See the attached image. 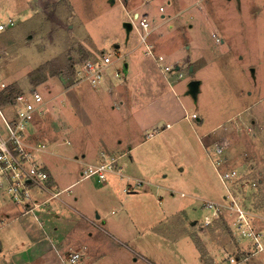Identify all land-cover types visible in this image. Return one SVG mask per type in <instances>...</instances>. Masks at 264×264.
Listing matches in <instances>:
<instances>
[{
	"label": "rangeland",
	"instance_id": "obj_1",
	"mask_svg": "<svg viewBox=\"0 0 264 264\" xmlns=\"http://www.w3.org/2000/svg\"><path fill=\"white\" fill-rule=\"evenodd\" d=\"M126 12L138 13L136 24L145 18L148 29L158 25L147 30L145 42L156 59L162 57V70L178 65L179 73H158L136 31H125ZM9 18L13 26L0 31V82L16 93L34 88L42 95L30 138L46 142L40 161L56 184L77 180L78 161L96 153L116 157L120 167L119 175L106 173L103 184L90 178L72 185L60 195L67 206L49 200L63 218H40L42 228L68 229L75 241L62 243L66 250L86 246L91 255L62 264H212L229 255L247 258L237 264H264L263 254L236 240L230 209L203 224L211 217L204 200L225 203L203 148L215 143H226L219 171H236L240 182L233 181L230 191L239 205L257 216L264 210V0H0V22ZM102 54L111 61L102 83L125 105L116 108L114 94L86 83L76 102L59 104L74 78L68 64L78 67ZM40 66L44 80L30 85L29 74ZM192 79L200 82L195 100L186 94ZM130 146H136L132 166L128 154L122 156ZM126 186L140 194H128ZM73 196L80 199L76 204ZM21 221L39 230L31 215L0 230V264H14L15 250L22 258L33 255L19 243L26 242L17 237ZM254 224L264 228L261 219ZM38 256L25 264L55 259L53 253Z\"/></svg>",
	"mask_w": 264,
	"mask_h": 264
},
{
	"label": "built area",
	"instance_id": "obj_2",
	"mask_svg": "<svg viewBox=\"0 0 264 264\" xmlns=\"http://www.w3.org/2000/svg\"><path fill=\"white\" fill-rule=\"evenodd\" d=\"M162 10V8H159ZM127 21H130L132 28L139 36L140 42L145 46L146 54L153 57L160 71H170L171 66L164 65L161 69L162 57L153 56L150 46L145 42L148 35V23L145 19H139L136 24V17L126 12ZM13 21L9 18L6 22H0V31L7 27H12ZM111 63L109 54H102L98 59L85 60L80 66L73 69V79L67 81V88L86 83L92 88H97L103 82L104 70ZM116 75H118L116 73ZM6 85L0 82V91L5 89ZM45 101L36 89H30L28 92L20 91L16 93L11 100L0 105V192L18 207L21 208V215L33 214L35 209L41 204L51 199H58L62 192L53 191L49 187V175L45 166L40 161V156L47 153L44 144L35 142L30 138V127L36 114L43 110ZM194 117V115H192ZM186 118V116H185ZM169 127L168 125H166ZM147 133V137H151ZM68 143V142H65ZM227 148L226 143H215L211 148L205 149L210 159L212 167L215 168L218 180L225 191V203H217L210 200H204L203 206L211 210V217L203 220L204 225H209L212 220L217 217L221 210L230 209L235 217L233 227L236 231V240H245L250 244L252 253H261L264 255V234L255 227V218L264 221V210L260 215L253 214L242 208L236 198L230 191L231 183L237 178L234 170L219 171V167L224 162L223 151ZM106 154L100 152L98 161L95 163H82L80 179L97 178L99 181L106 180V173L120 172L118 167V159L116 157H107ZM121 175V173H120ZM139 185V181H134ZM47 195L44 201H38L34 198L32 190ZM130 189V188H127ZM126 189V191H127ZM129 191V190H128ZM39 222V221H38ZM41 225V222H39ZM1 228V225H0ZM82 252L67 251L58 254L59 260L64 263H76L81 260ZM247 258L238 259L229 255L225 260L212 264H237L239 261H246Z\"/></svg>",
	"mask_w": 264,
	"mask_h": 264
},
{
	"label": "crops",
	"instance_id": "obj_3",
	"mask_svg": "<svg viewBox=\"0 0 264 264\" xmlns=\"http://www.w3.org/2000/svg\"><path fill=\"white\" fill-rule=\"evenodd\" d=\"M36 1V0H35ZM38 2V1H37ZM135 14L137 15V17L136 18H138L139 17V15H138V13H134L133 14V17L135 18ZM140 19H145V18H140ZM146 20V19H145ZM147 22V21H146ZM157 27H158V25H156V26H153L152 28H150V29H148L150 32L152 31V30H156L157 29ZM148 34H149V32H148ZM84 50V49H83ZM82 52H84V51H82ZM69 58V57H68ZM70 60V59H69ZM87 60V59H86ZM56 64V63H55ZM69 64H72L73 65V69L75 68V66H74V64L73 63H69ZM68 64V65H69ZM169 65H171V64H169ZM168 64H166V66H169ZM138 66V65H137ZM41 67V66H40ZM139 67V66H138ZM176 67H177V69H176ZM140 68V67H139ZM141 69V71H143L142 69H143V67L142 68H140ZM157 69V68H156ZM179 69H180V66H178V65H175L174 67H173V69H172V71L170 70V71H167V72H169V76L168 75H166V78H169L170 76H173V74H174V72H178L179 73ZM35 70V69H34ZM34 70H32V71H34ZM31 71V72H32ZM127 72H128V65H127ZM157 72H158V70H157ZM158 73H160V70H159V72ZM164 74V76H165V74L166 73H163ZM28 83H30V85H32L31 84V82H30V79L28 78ZM174 81V80H173ZM84 83H82V84H79V85H76V86H73L72 88H70L69 90H71V91H68V93H66L67 94V96H66V100L65 99H61L60 100V102H59V104H65V103H74V102H76L77 101V98L76 97H78V94L80 95L81 93H83L82 92V85H83ZM88 87H90V88H92L91 86H88ZM31 88H29V90H30ZM93 89H95V91L97 92V91H99L100 92V94H104V93H106V94H108V95H112V94H114L115 95V100H114V104H115V107L117 108V105L119 104L120 106H118L119 108L122 106V105H125L124 104V102H123V100L121 99V97L118 95V92H115L114 90H112V88H111V86L110 85H106V84H104V83H102L99 87H97V88H93ZM28 90V91H29ZM20 92V91H19ZM66 92V91H65ZM111 107H113V106H111ZM42 113V112H41ZM37 115V114H36ZM36 115H35V117H36ZM38 116V115H37ZM35 117H34V119H35ZM184 118H185V116H184ZM197 118V117H196ZM156 124V122H154V121H152L151 123H150V127H152L153 125H155ZM166 125H168L169 126V128L171 127V124H166ZM31 128V127H30ZM165 128H167V126H165ZM74 129V128H73ZM30 135H31V132H30ZM31 140H33L32 139V137H31ZM33 141H35V140H33ZM65 142H68V143H65ZM40 143H42V144H44L45 145V147H46V142H44V141H40ZM64 143L66 144V145H70L69 144V141H64ZM134 147H136V146H130V147H128L127 148V150L125 151V152H123L122 153V156H124V155H126V154H128V159H129V166L131 165L132 166V162H133V160H132V158H131V156L129 155L131 152H132V150H133V148ZM203 148H205V149H207V148H209L208 146L207 147H203ZM204 149V150H205ZM99 154V153H98ZM98 154L96 153V154H94V156H92L91 157V159H89V161L88 162H83L82 161V159H81V161L79 160L78 162L82 165V163H95V162H97L98 160H97V157H98ZM80 155V157L81 158H84L85 157V154L83 153V151L79 154ZM205 155L207 156V152H206V150H205ZM208 157V156H207ZM74 159L75 160H78L79 158L77 157V156H75L74 157ZM209 159V158H208ZM97 160V161H96ZM210 160V159H209ZM224 163H226V157L224 156V162H223V164ZM211 164V163H210ZM44 166H45V169L47 170V172H48V175H49V187L53 190V191H60V190H62V189H66L67 188V190L72 186V185H74V184H76L78 181H81V179H80V173H81V169H80V171H79V178L77 179V180H74L73 182H70L69 184H67L66 186H63V187H59L57 184H56V182L54 181V179H53V176H52V174H51V171H50V169L45 165V164H43ZM123 166H125V164H122ZM212 166V165H211ZM83 167V166H82ZM129 168H133V167H129ZM119 169H120V167H119ZM83 180H86V179H83ZM95 180L97 181V182H99V183H101V184H103V183H105L106 181H99V180H97V178H95ZM142 183V182H141ZM141 183L139 184V186L141 185ZM135 184V183H134ZM147 184V183H146ZM135 186L137 187L138 185H136L135 184ZM127 188H130V189H127ZM132 188V189H131ZM126 189H127V191H126ZM126 189H125V192H127L128 194H134V195H136V196H138V194H140V193H138V191L137 190H134V186H126ZM66 190V191H67ZM129 190V191H128ZM65 191V192H66ZM143 191H145V190H143ZM62 193H64V192H62ZM61 193V194H62ZM144 193V192H143ZM60 194V195H61ZM33 195H34V198L36 199V200H38L39 202L41 201H44L45 199H46V197H47V195L45 194V193H40V192H38V191H33ZM60 195H59V198L58 199H51L50 201H52V200H56L57 202H59V203H61V204H64V205H68L66 202H64L61 198H60ZM171 196H172V194H171ZM72 202L74 203V204H76L77 202H78V200H80V199H78V197H76V196H73L72 197ZM49 203V201H46L44 204H41L39 207H37L36 209H35V211H34V213L33 214H26V215H21V208L20 207H18V206H16L8 197H7V195L6 194H4V193H1L0 192V225H1V228H0V230H2L5 226H7V225H9L10 223H12L13 221H15V220H20L22 217H25V216H27V215H31L32 217H33V219L36 221V222H38L39 221V219L41 218V219H44L45 221H48L50 218H54V219H57L58 221H61V219L63 218V216H62V213H60V212H58V213H53V209H56L57 207L55 206V205H50V204H48ZM94 206V210L96 209V204H94L93 205ZM63 212V211H62ZM95 212H96V210H95ZM146 212V211H145ZM87 215H90V216H92V214H91V212H88L87 213ZM95 219H98V220H100L101 218H100V215L99 214H95V217H94ZM206 218V217H205ZM92 219H93V216H92ZM42 221V220H41ZM88 221V220H87ZM40 222V221H39ZM39 222H38V225H39V227H38V229L39 230H37L36 228H33L32 227V225H31V223H29L28 221H21V222H19V226H18V228H17V232H18V234L19 235H17V237H23V238H25L26 239V242H19V240H18V242L19 243H23V246L22 247H24V249H26L25 251L26 252H32V254L34 255H31L30 257H28V258H22L23 256H19V251H21V250H15V252H13V256H12V259H13V263L14 264H25V263H28V262H30V260H33V258H36V256H44V255H49L50 253H53L54 255H55V259H53V263L52 264H62V262L59 260V258H58V254H62L64 251H66L67 252V250H66V246L68 245V244H65V245H62V243H71V242H74L75 241V237L74 236H72L71 234H69V232H68V229H61V231L59 232V228H58V226L57 227H53V228H49V229H47V230H44L43 228H42V223H41V225L39 224ZM91 225H95V226H97V224H95V222L93 221V220H91V222H89ZM101 224H105V221L104 220H102L101 221ZM259 229V228H258ZM262 232H263V234H264V228H262V229H260ZM89 235H91V234H89ZM73 238V239H72ZM24 243H27V244H24ZM57 243H61V244H58L59 245V247H57V246H55V245H57ZM18 249H20V248H18ZM59 249V250H58ZM83 249H86L85 251L84 250H81L80 252H82V257H81V260H83V259H86V260H89L90 258H91V255H90V253H88V248L86 247V246H84L83 247ZM38 256V257H39ZM24 259H27V260H24ZM55 260H56V262H55ZM80 260V261H81ZM220 262H222V260L220 261Z\"/></svg>",
	"mask_w": 264,
	"mask_h": 264
},
{
	"label": "trees",
	"instance_id": "obj_4",
	"mask_svg": "<svg viewBox=\"0 0 264 264\" xmlns=\"http://www.w3.org/2000/svg\"><path fill=\"white\" fill-rule=\"evenodd\" d=\"M87 57V55H84V58ZM68 69L71 71V73L73 74V65L72 64H69L68 65ZM42 67L40 68H37L35 71H32L30 74H29V79H30V82L31 84L33 85H37L39 84L41 81L44 80V77H43V80L41 79V72H42ZM34 74H38V75H34ZM71 74V75H72ZM16 94V90L14 89V87H6L5 89L1 90L0 91V104H4L6 102H8L9 100L12 99V97ZM240 180L239 179H236L234 181V183H239ZM259 182V181H258ZM260 183V182H259ZM236 258H239L238 255H235Z\"/></svg>",
	"mask_w": 264,
	"mask_h": 264
},
{
	"label": "water",
	"instance_id": "obj_5",
	"mask_svg": "<svg viewBox=\"0 0 264 264\" xmlns=\"http://www.w3.org/2000/svg\"><path fill=\"white\" fill-rule=\"evenodd\" d=\"M113 2V0H112ZM135 17H137V15L135 14ZM123 27L125 29V31L127 33H129V31L132 29V25L130 23V21H124L123 22ZM177 69V67H176ZM191 70V68H190ZM123 73L126 74L127 73V64L124 63L123 64V69H122ZM199 85L200 82L198 80L192 79L187 83V91L186 94H188L192 99H196L198 91H199Z\"/></svg>",
	"mask_w": 264,
	"mask_h": 264
}]
</instances>
